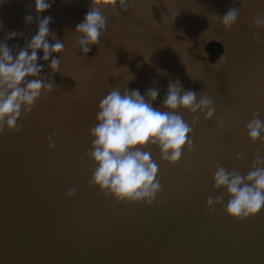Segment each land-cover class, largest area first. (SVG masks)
I'll return each mask as SVG.
<instances>
[{"label":"water","instance_id":"95a60500","mask_svg":"<svg viewBox=\"0 0 264 264\" xmlns=\"http://www.w3.org/2000/svg\"><path fill=\"white\" fill-rule=\"evenodd\" d=\"M90 5L56 0L41 14L52 18L50 31L65 52L55 54L61 59L55 74L38 60L41 75L57 87L22 116L19 133H0V264H264V211L235 220L205 204L219 194L214 164L243 174L257 154L264 156V142H252L245 131L254 111L264 118V27L254 23L264 15V0H127L123 9L104 7L107 29L85 55L74 31ZM233 7L239 18L225 29L220 16ZM36 15L32 0H5L0 40L21 32L7 44L23 47L37 31ZM212 45L221 48L214 58ZM222 56L227 60L212 68ZM126 68L135 75L129 82ZM169 80L208 95L224 129L200 117L194 148L175 165L150 148L161 184L151 205L120 202L89 186L94 164L85 152L100 99L113 87L142 95L154 87L160 95L153 107L163 111ZM180 114L191 123L193 114ZM53 132L56 147L49 149ZM69 188L75 196H67Z\"/></svg>","mask_w":264,"mask_h":264},{"label":"clouds","instance_id":"9594fccd","mask_svg":"<svg viewBox=\"0 0 264 264\" xmlns=\"http://www.w3.org/2000/svg\"><path fill=\"white\" fill-rule=\"evenodd\" d=\"M4 2L0 0V4ZM55 2L32 0L37 13V31L23 47L10 48L7 44L8 40L22 37L21 32H8L0 40V133L6 130L19 133L22 116L31 113L42 96L57 87L52 79L41 75L44 66L38 62H47L53 74L61 72V59L55 54L63 55L65 43L50 31L52 18L41 17ZM126 3L127 0H91L89 11L74 31L81 53L87 55L91 46L98 45L107 29L102 8L119 5L123 9ZM238 18L239 9L233 7L220 16V21L228 29ZM24 22L31 24L33 16L26 14ZM254 23L264 27V15L257 14ZM49 37L53 43H49ZM41 52L42 56H39ZM226 60L227 56H222L211 67L219 68L220 63ZM126 69L127 82L135 79V75ZM157 72L167 74L159 68ZM159 95V89L154 87L143 95L139 89L113 87L100 99L96 122L89 128L91 142L85 152L94 164L89 186L120 202L151 205L161 191V184L159 165L153 160L150 148L158 149L161 161L175 165L181 161L185 149L194 148L192 135L200 117L214 121L218 129H224L225 122L216 117V107L208 95L185 89L179 80H169L161 103L163 111L153 107ZM182 110L193 114L191 123L180 114ZM245 131L252 142H264V118L259 111L252 113L245 124ZM56 135L58 133L53 132L48 137L49 149L56 147ZM235 155L237 159L242 158L239 152ZM212 187L219 194L206 198L210 213L220 206L229 217L245 220L264 211V156L257 154L250 169L243 174L217 162L214 164ZM75 195L76 189L69 188L67 196Z\"/></svg>","mask_w":264,"mask_h":264},{"label":"trees","instance_id":"16d2710c","mask_svg":"<svg viewBox=\"0 0 264 264\" xmlns=\"http://www.w3.org/2000/svg\"><path fill=\"white\" fill-rule=\"evenodd\" d=\"M209 49L212 52V57L217 56L221 51V48L219 46H216V45L210 46Z\"/></svg>","mask_w":264,"mask_h":264},{"label":"bare ground","instance_id":"6f19581e","mask_svg":"<svg viewBox=\"0 0 264 264\" xmlns=\"http://www.w3.org/2000/svg\"><path fill=\"white\" fill-rule=\"evenodd\" d=\"M214 58V57H213Z\"/></svg>","mask_w":264,"mask_h":264}]
</instances>
